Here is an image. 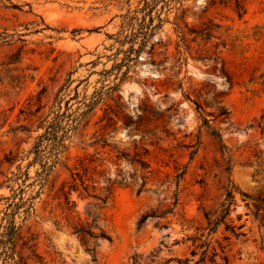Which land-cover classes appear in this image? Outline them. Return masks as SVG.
<instances>
[{"label": "rangeland", "instance_id": "rangeland-1", "mask_svg": "<svg viewBox=\"0 0 264 264\" xmlns=\"http://www.w3.org/2000/svg\"><path fill=\"white\" fill-rule=\"evenodd\" d=\"M142 3L0 0V171L19 162L8 167L4 154L26 153L43 132L62 85L68 97L98 98L35 212L16 216L18 250L27 254L32 233L41 262L28 264H264V0H160L161 26L129 69H116L129 46L125 16ZM230 181V213L208 235L204 212ZM94 211L111 238L90 240L95 259L73 232Z\"/></svg>", "mask_w": 264, "mask_h": 264}, {"label": "trees", "instance_id": "trees-1", "mask_svg": "<svg viewBox=\"0 0 264 264\" xmlns=\"http://www.w3.org/2000/svg\"><path fill=\"white\" fill-rule=\"evenodd\" d=\"M160 0H143L141 6L133 10L131 15H126L124 21L129 32L124 35L120 43H128L129 46L123 51L124 57L122 61L114 65L116 69H121L122 65L130 67L131 61H136L140 53L145 49L149 39L161 26L162 18L160 17V9L157 8ZM157 23H154V20ZM152 49V46L150 47ZM4 64V63H2ZM0 64V66L2 65ZM127 74V70L123 72V76ZM68 85H62L56 92L53 102L50 106L48 115L42 120L44 130L34 141L30 149L21 155L13 154L12 151L4 154L1 162L11 167L16 161H19L9 174L0 171L3 179L0 181V189L7 188L9 194L2 195L0 200L4 201V207L0 209V264H28V261L34 259L41 262V256L37 253L36 236L32 233L22 243V248L27 251L26 255L18 250V241L21 239V225L16 223V216H23L22 221L35 212V200L40 197L49 176L54 172L56 166L61 163L64 151L67 149L66 140H70L72 134L80 126L82 120L92 111L98 98L83 96L79 99V93L75 91L73 96H69ZM75 100L78 105L72 112L70 109V101ZM62 103L64 108L62 109ZM200 107V106H198ZM202 123L206 126L211 134L219 141H222L221 134L215 127L210 125V120L202 117ZM137 158H132L138 162L141 168H147L148 162L139 154ZM28 159L23 166L22 161ZM35 166L33 175L29 174V168ZM75 180V179H73ZM144 183L142 184V186ZM71 189H76V184H71ZM237 189L235 184L230 181L226 187L224 199L214 208L204 212L207 220L206 229L208 235L214 232L221 223H224L229 215L231 206L234 203V192ZM140 191V189H139ZM69 192H65L67 195ZM110 194V190L108 191ZM69 202L68 196L65 197ZM105 202V197L101 198ZM170 212V208L159 214L155 211L145 212L141 215L138 223L144 224L148 217L156 216L162 218L166 213ZM90 221H78L73 225V232L79 237L82 244L86 247L92 257L95 259V247L91 246L90 240L98 239L111 240L110 236L99 224V215L97 212H89ZM159 224V223H158ZM166 225L162 223L161 226ZM225 227L231 229L235 235L242 233L235 232L234 226L225 223ZM241 227V226H239ZM205 245L207 242H203Z\"/></svg>", "mask_w": 264, "mask_h": 264}]
</instances>
